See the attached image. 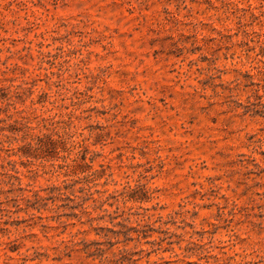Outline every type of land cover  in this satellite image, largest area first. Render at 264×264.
I'll return each mask as SVG.
<instances>
[{"label": "rangeland", "instance_id": "rangeland-1", "mask_svg": "<svg viewBox=\"0 0 264 264\" xmlns=\"http://www.w3.org/2000/svg\"><path fill=\"white\" fill-rule=\"evenodd\" d=\"M0 264H264V0H0Z\"/></svg>", "mask_w": 264, "mask_h": 264}, {"label": "trees", "instance_id": "trees-1", "mask_svg": "<svg viewBox=\"0 0 264 264\" xmlns=\"http://www.w3.org/2000/svg\"><path fill=\"white\" fill-rule=\"evenodd\" d=\"M24 127H25L24 129L26 130L25 134H24L25 138L29 137L30 139H63L61 136H59V134L53 133V131H49L48 133L35 134V133H32L29 131V129L31 130V128L29 126L25 125ZM46 146H47L46 142L41 141V144L39 145V149H42V151H44ZM55 150H57V149H55ZM57 154H58V151H56L53 158H57L58 157ZM80 154L82 155V157H76L75 159H73V162L75 163L73 165L74 167L70 166L69 164H65L64 162L63 163H57V164L53 163V167L55 169L54 172L58 173V172H61L59 170H64L63 173L65 174V176H69L70 174H69L68 169H70L72 171L73 168L81 167L87 163V159H88L87 155L86 154L83 155V152H80ZM74 173H76V172H74ZM66 182L67 181H64V183H66ZM51 189H52V192L57 191V193L61 196V195H67L65 190H68V187L62 188V186H52ZM82 190H85V188H83ZM73 196H74V198H72L71 196H68V199L75 201L77 198H82V199L84 198V197H80V196L75 195V194H73ZM39 199H40V195L36 194V200L38 201Z\"/></svg>", "mask_w": 264, "mask_h": 264}]
</instances>
